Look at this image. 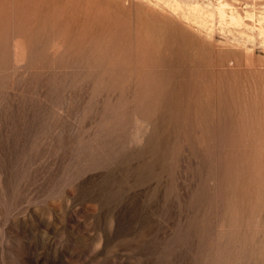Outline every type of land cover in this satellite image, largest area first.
<instances>
[{"label": "rangeland", "instance_id": "374dc122", "mask_svg": "<svg viewBox=\"0 0 264 264\" xmlns=\"http://www.w3.org/2000/svg\"><path fill=\"white\" fill-rule=\"evenodd\" d=\"M0 264H264V0H0Z\"/></svg>", "mask_w": 264, "mask_h": 264}, {"label": "bare ground", "instance_id": "6f19581e", "mask_svg": "<svg viewBox=\"0 0 264 264\" xmlns=\"http://www.w3.org/2000/svg\"><path fill=\"white\" fill-rule=\"evenodd\" d=\"M223 12V11H222ZM223 15V14H222ZM126 16V15H125ZM116 19H118V18H116ZM113 19H111V22H114V21H112ZM130 21V20H129ZM137 21V20H136ZM154 21V20H153ZM131 23V22H130ZM150 23V22H149ZM160 23V22H159ZM119 24V23H118ZM124 24V23H123ZM151 24V23H150ZM161 24V23H160ZM166 24V29H164L163 28V30H167V32H164V33H159V31H158V29H157V26H159L158 24H157V26H156V28H154V27H151L150 28V34H151V36L150 37H148V39H150L149 40V43H147V44H149L150 45V47H151V49H150V51L151 52H153L152 54H154L155 55V59H153V58H151V61H153V64H154V67L155 66H160V67H166L167 69H165L166 70V72L164 73H160L159 74V84H161V85H163V87L160 89L158 86V89H160V90H158V91H160L159 92V96H157L156 94V91H155V94L154 95H156L157 96V99L155 98V96H153V95H151V93H149L151 96H153V98H155L156 100H158L159 99V97H161V101H160V103L162 104V106H161V108H165L166 106L164 105V103L166 102V98H168V97H166L167 96V92H169V91H167V89H169L175 82H178L179 83V81L181 82V81H185V79L187 78L186 76H188V74L190 73V71H185V69H184V71L182 70L181 71V68L183 69L186 65V62L189 60L188 59V57L185 55V51H184V48H183V46L181 45V39H183V38H181V36H183V35H181V31H180V29H179V27L177 26V25H175V24H170V25H168V23H165ZM164 24V25H165ZM112 25V24H111ZM149 25V24H148ZM162 25V24H161ZM118 26V25H117ZM125 26V25H124ZM127 26V25H126ZM132 26V25H131ZM163 26V25H162ZM132 27H134L136 30H138L139 28H140V26L138 25V24H136L135 26L133 25ZM146 27L148 28V26H147V24H146ZM165 27V26H164ZM169 27V28H168ZM113 28V27H112ZM145 28V27H144ZM143 28V29H144ZM159 28H161L160 26H159ZM175 29V30H178V32L179 33H177L176 35L175 34H172V33H169V29ZM114 29V28H113ZM116 29V28H115ZM115 29L113 30V32L115 31ZM112 30V29H111ZM122 30V29H121ZM121 30H119V33H114V34H116V35H118V34H123V33H121V32H123V31H121ZM116 32H118L117 31V29H116ZM128 32V31H127ZM130 32V31H129ZM132 32V31H131ZM133 32H134V30H133ZM173 32V31H172ZM125 33V32H124ZM141 33V32H140ZM102 34V33H101ZM101 34H100V36H101ZM111 34V33H110ZM129 34V33H128ZM139 34V33H138ZM143 34H145L144 32H143ZM142 34V35H143ZM146 34H147V32H146ZM149 34V35H150ZM104 35V34H103ZM112 35V38H110L111 36H109V38L111 39V40H113V42L115 41V39H114V37L115 36H113V34H111ZM121 35H119L121 38H119V36H117V39L119 38L120 39V41H119V39H118V41L117 42H122V40H125V42H126V39H127V41L129 40L128 38L130 37V35H128V38H126L127 37V35H126V33L123 35V36H125V38L126 39H122L123 38V36H121ZM131 35H132V33H131ZM136 35V34H135ZM148 35V36H149ZM134 37V36H133ZM143 37H145V36H143ZM132 38V37H131ZM139 38V37H138ZM141 38V37H140ZM147 38V37H146ZM152 38V39H151ZM122 39V40H121ZM143 39V38H142ZM141 39V40H142ZM112 42V41H111ZM112 42V43H113ZM117 42H114V43H117ZM137 42V41H136ZM139 42V41H138ZM185 42V41H184ZM191 42V41H190ZM142 43V42H141ZM122 44V43H121ZM124 45H125V43H123ZM122 44V45H123ZM129 44H130V41H129ZM127 42H126V45H129ZM139 45H140V43H138ZM145 44V43H144ZM191 44V43H190ZM193 44V43H192ZM196 44V43H195ZM118 45V44H117ZM137 45V44H136ZM197 45H198V43H197ZM200 45V44H199ZM198 45V46H199ZM204 45V44H203ZM102 46V45H101ZM100 46V48H104V46L103 47H101ZM110 46V45H109ZM109 46H108V48H109ZM119 46H120V44H119ZM138 46V45H137ZM141 46V45H140ZM195 46V45H194ZM194 46H192V48L194 47ZM202 46V45H201ZM107 47V46H106ZM126 47V46H125ZM124 47V48H125ZM128 47V46H127ZM144 47V46H143ZM143 47H140V49L141 48H143ZM186 47H188L187 45H186ZM200 47V46H199ZM204 47V46H203ZM97 48V47H96ZM107 48V52H108V54H107V57H110L112 54H114V53H111L112 52V47L110 46V48L109 49H111V51H109V49ZM116 48H117V46H116ZM116 48H113V49H116ZM122 48H123V46H122ZM139 48V47H138ZM94 49V48H93ZM106 49V48H105ZM129 49V48H128ZM131 49V48H130ZM189 49V48H188ZM187 49V50H188ZM193 49H195V48H193ZM192 49V50H193ZM203 49V48H202ZM104 50V49H103ZM186 50V51H187ZM191 50V49H190ZM188 51L189 53H192L191 51ZM197 50V49H196ZM199 50H200V48L198 49V53H196V52H194V55L196 56V54H201L200 52L201 51H204L205 52V49L204 50H201L200 52H199ZM207 50V49H206ZM102 51V50H101ZM115 51H117V50H115ZM115 51H113V52H115ZM124 51H126V50H124ZM133 51V50H132ZM131 51V52H132ZM145 51V50H144ZM143 51V52H144ZM149 51V52H150ZM105 52L106 51H104V53H103V51L101 52V54H103V56H104V54H105ZM110 52V53H109ZM121 52V51H120ZM128 52V51H127ZM134 52V51H133ZM137 52V51H136ZM203 52V53H204ZM140 53V52H139ZM188 53V54H189ZM196 53V54H195ZM205 53H207V52H205ZM109 54H110V56H109ZM126 57H127V55H129V57L131 56H133V54L132 55H130V54H128V53H123ZM122 54V56L124 57V55ZM150 54V53H149ZM186 54H187V52H186ZM135 55V54H134ZM142 55V54H141ZM185 55V56H184ZM115 56H118V57H116V59H115V61H117V58H119L120 56H119V54H117V55H115L114 54V57ZM153 56V55H152ZM193 56V55H192ZM106 57V58H107ZM113 57V56H112ZM151 57V56H150ZM187 57V58H186ZM191 57V56H190ZM194 57V56H193ZM198 57V56H197ZM200 57V56H199ZM198 57V59H200ZM98 58H100V55H99V57ZM102 58V57H101ZM122 58V57H121ZM120 58V59H121ZM125 58V57H124ZM123 58V59H124ZM103 59V58H102ZM104 59H105V57H104ZM110 59H111V57H110ZM125 59H127L128 60V58H125ZM124 59V64H125V67L127 66V64L130 62V60H128V62L126 63V61L127 60H125ZM133 59H134V57H133ZM150 59V58H149ZM194 59V58H193ZM96 61H97V59H95ZM101 60V59H100ZM99 59H98V61H100ZM105 60H107V59H105ZM105 60H103V61H105ZM119 60V59H118ZM122 60V59H121ZM195 60V59H194ZM107 61H109V60H107ZM114 60H113V58H112V61L110 60L109 61V64H111L112 65V63H110V62H113ZM138 61V60H137ZM143 61H144V59H143ZM151 61H149V62H151ZM190 61V60H189ZM191 61H192V59H191ZM195 61H197V60H195ZM199 61H201V59L199 60ZM121 62H123V60L121 61ZM132 62H134V61H132ZM131 62V63H132ZM141 62V61H140ZM139 62V63H140ZM148 62V63H149ZM117 63V64H116ZM118 61L117 62H114L113 64H115V65H112V67L114 66V67H116V65H117V68H118V66L120 67V65H123L124 66V64L122 63V64H120V65H118ZM144 64H145V62H143ZM193 63H194V61H193ZM198 63V62H197ZM202 63V62H201ZM205 63V62H204ZM95 64V63H94ZM104 63H100L99 65L100 66H98V70H99V68L103 65ZM108 63L106 62V65H107ZM130 64V63H129ZM128 64V65H129ZM135 64V63H134ZM152 64V63H151ZM190 64H192V63H190ZM146 65V64H145ZM185 65V66H184ZM196 66L198 65V64H195ZM202 65V64H201ZM204 65V64H203ZM103 66H105V64L103 65ZM110 66V65H109ZM136 66V65H135ZM149 66V65H148ZM182 66H184V67H182ZM188 66V65H187ZM200 66V65H199ZM111 67V66H110ZM133 67V66H132ZM137 67V66H136ZM147 67V66H146ZM154 67H152V69L151 70H153V68ZM190 67V66H189ZM102 68V67H101ZM100 68V69H101ZM117 68H115V69H117ZM123 68V67H122ZM127 68H128V66H127ZM130 68H131V66H130ZM137 68H139V67H137ZM149 68V67H148ZM148 68H146V69H148ZM157 70H158V68L157 67H155ZM203 68V67H202ZM102 69H105V67L104 68H102ZM101 69V70H102ZM107 69V68H106ZM115 69L114 70H112L113 72H115L116 73V71H115ZM119 69V68H118ZM117 69V70H118ZM141 69H143V68H141ZM108 70V69H107ZM123 70V69H122ZM162 70V69H161ZM103 71V70H102ZM145 71V70H144ZM155 71V70H154ZM164 71V70H163ZM109 72V71H108ZM108 72H106L105 71V73H106V75L108 74ZM113 72H110L109 74H113ZM117 72H119V71H117ZM122 72V71H121ZM147 72V71H146ZM150 72V71H149ZM148 72V73H149ZM156 72V71H155ZM161 72V71H160ZM100 71H99V76H102V75H100ZM154 73V72H153ZM158 73V72H157ZM156 73V74H157ZM185 73H186V76H185ZM192 73V72H191ZM117 74H119V73H117ZM117 74H115V76L119 79V78H122V77H119ZM141 73H139V75H140ZM145 74V73H144ZM150 74V73H149ZM105 75V76H106ZM111 75H109V80L111 79ZM122 76H123V73L121 74ZM136 75V74H135ZM138 75V78L140 77ZM190 75H192V74H190ZM103 76H104V71H103ZM102 76V77H103ZM108 76V75H107ZM143 76H145V75H143ZM152 76V75H151ZM153 76H154V74H153ZM158 76V75H157ZM102 77H100V78H102ZM112 77H114L113 75H112ZM149 77V76H148ZM193 77V76H192ZM145 78V77H144ZM143 78V79H144ZM154 79H155V77H153ZM185 78V79H184ZM191 78V77H190ZM190 78H189V80H190ZM98 79V78H97ZM137 79V78H136ZM142 79V80H143ZM156 79H157V77H156ZM135 80V79H134ZM138 80V79H137ZM141 80V79H140ZM141 80V81H142ZM160 80H161V82L162 83H160ZM177 80H179V81H177ZM187 80H188V78H187ZM186 80V81H187ZM155 81V80H154ZM139 82V81H138ZM138 82H135V84L137 83L139 86H140V84L141 83H138ZM143 83H142V85H145L144 84V80L142 81ZM147 82H148V80H147ZM158 82V81H157ZM190 82V81H189ZM154 83V82H153ZM183 83V82H182ZM188 83V82H187ZM147 84V83H146ZM149 85H150V83H148ZM157 84V83H156ZM184 84H185V86L187 85L185 82H184ZM184 84L182 85L181 83H179V85H182V89L181 90H183V91H187V89L189 88V87H187V89H186V87H185V89L186 90H184L183 89V86H184ZM140 86V87H142V88H145V86L143 87V86ZM189 85V84H188ZM96 86V85H95ZM119 86H120V83H119ZM121 86H122V84H121ZM148 86V85H147ZM151 86H152V84H151ZM151 86H148V87H150L151 88ZM116 87H117V85H116ZM175 87V86H174ZM97 88V87H96ZM118 88V87H117ZM180 87L178 86V89H179ZM222 88V87H221ZM156 89V88H155ZM170 89H172V88H170ZM112 90V89H111ZM122 90V89H121ZM143 90H146V89H143ZM180 90V91H181ZM224 90H227V89H224ZM154 91V90H153ZM153 91H152V93H153ZM188 91H189V89H188ZM187 91V92H188ZM107 92H110V91H107ZM112 92V91H111ZM114 92V91H113ZM112 92V93H113ZM141 92V91H140ZM171 92V91H170ZM222 92V91H221ZM122 92H120L119 93V95H122L121 94ZM172 93V92H171ZM224 93H226V92H224ZM140 94H142V93H140ZM146 94H147V92L145 91V96L143 95V97H146ZM148 94V95H149ZM117 95V94H116ZM147 95V96H148ZM169 95H170V93H169ZM173 95V94H172ZM172 95H171V97H172ZM222 95V94H221ZM225 95V94H224ZM224 95L222 96V97H224ZM118 96V95H117ZM142 96V95H141ZM140 96V97H141ZM226 96V95H225ZM149 97V99H150V96H148ZM170 97V96H169ZM221 97V96H220ZM118 98V97H117ZM120 98V97H119ZM118 98V99H119ZM228 98V97H227ZM145 99V98H144ZM144 99H142V97H141V101H143ZM155 99H154V101H153V99H152V101L154 102V104H156L157 102H155ZM170 99V98H169ZM146 100V99H145ZM223 100V99H222ZM151 101V100H150ZM169 100L167 99V102H168ZM170 101H172V99L170 100ZM170 101H169V105H171L172 103H170ZM173 101H175V100H173ZM145 102V101H144ZM225 102V101H224ZM227 102V101H226ZM149 103V102H148ZM153 104V105H154ZM160 104V105H161ZM174 104V103H173ZM176 104V103H175ZM156 105H158V103L156 104ZM159 105V106H160ZM171 106H173V105H171ZM175 106V105H174ZM173 106V107H174ZM156 107V106H155ZM154 107V108H155ZM171 108V111H173V110H175L174 108ZM157 108V107H156ZM155 108V109H156ZM170 108H169V110H170ZM158 109V108H157ZM166 109H167V107H166ZM173 109V110H172ZM186 110V109H185ZM153 111V110H152ZM167 112L166 110H164V109H158L156 112V114L157 115H155V118H156V122L154 123V125H153V128H157V127H159V120H162L164 117H165V115L167 114V113H165V112ZM170 111V112H171ZM153 112H155V111H153ZM152 112V113H153ZM187 112V111H186ZM174 115H175V112L173 113ZM152 115H154V114H152ZM171 114H169V116H170ZM157 116V117H156ZM166 116H168V115H166ZM169 116H168V118H169ZM173 116V115H172ZM154 117V116H153ZM167 118V119H168ZM166 119V118H165ZM166 119V120H167ZM170 119V118H169ZM168 119V120H169ZM166 120H164L163 122L164 123H166L165 121ZM171 120V119H170ZM162 122V121H161ZM162 122V123H163ZM170 122V121H169ZM168 122V123H169ZM161 123V124H162ZM163 125V124H162ZM161 126V125H160ZM155 130V129H154ZM152 137V136H151ZM149 140H151V138H149Z\"/></svg>", "mask_w": 264, "mask_h": 264}]
</instances>
